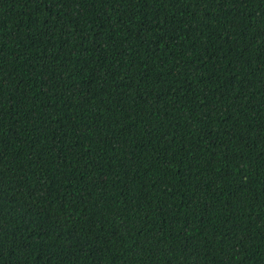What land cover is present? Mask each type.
Returning <instances> with one entry per match:
<instances>
[{
  "label": "trees",
  "instance_id": "16d2710c",
  "mask_svg": "<svg viewBox=\"0 0 264 264\" xmlns=\"http://www.w3.org/2000/svg\"><path fill=\"white\" fill-rule=\"evenodd\" d=\"M0 264H264V0H0Z\"/></svg>",
  "mask_w": 264,
  "mask_h": 264
}]
</instances>
